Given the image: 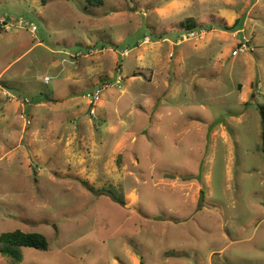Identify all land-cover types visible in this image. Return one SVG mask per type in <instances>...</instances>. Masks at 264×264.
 Here are the masks:
<instances>
[{
	"label": "rangeland",
	"instance_id": "obj_1",
	"mask_svg": "<svg viewBox=\"0 0 264 264\" xmlns=\"http://www.w3.org/2000/svg\"><path fill=\"white\" fill-rule=\"evenodd\" d=\"M263 103L264 0H0V234L49 242L19 264H264Z\"/></svg>",
	"mask_w": 264,
	"mask_h": 264
},
{
	"label": "trees",
	"instance_id": "obj_2",
	"mask_svg": "<svg viewBox=\"0 0 264 264\" xmlns=\"http://www.w3.org/2000/svg\"><path fill=\"white\" fill-rule=\"evenodd\" d=\"M48 0H41V4L44 6ZM71 1V0H66ZM86 4L92 7H101L104 4V0H85ZM186 31H192L196 28V25L191 19H187L184 23ZM239 27V22L234 23L231 27H221L220 29L226 32H234ZM253 96V95H252ZM47 99V98H46ZM257 111L260 117L261 131L260 149L264 153V103L258 105ZM123 205V201L119 202ZM30 248L37 251H49L50 245L44 235L32 232L27 233L20 230H14L0 234V256L9 258L12 264H19L22 257L21 254L15 251V248Z\"/></svg>",
	"mask_w": 264,
	"mask_h": 264
},
{
	"label": "built area",
	"instance_id": "obj_3",
	"mask_svg": "<svg viewBox=\"0 0 264 264\" xmlns=\"http://www.w3.org/2000/svg\"><path fill=\"white\" fill-rule=\"evenodd\" d=\"M235 36L238 37V41H237V44L235 45V48L231 51L232 57H236L239 55V53L247 51V50L252 51V48H250V45H249L250 44L249 39L246 36L240 35V32L237 33ZM194 37H195V33L193 32L183 35V39H186V40L194 39ZM46 82H48V79H46ZM84 98L88 100L89 102V105H88V109H90L89 112L91 113V115H94L95 104L100 100V90L96 89L93 91H89L85 93Z\"/></svg>",
	"mask_w": 264,
	"mask_h": 264
},
{
	"label": "clouds",
	"instance_id": "obj_4",
	"mask_svg": "<svg viewBox=\"0 0 264 264\" xmlns=\"http://www.w3.org/2000/svg\"><path fill=\"white\" fill-rule=\"evenodd\" d=\"M172 7H180V5H171ZM153 13L158 17V18H162L163 16V13H162V10L160 8H155L153 9Z\"/></svg>",
	"mask_w": 264,
	"mask_h": 264
},
{
	"label": "crops",
	"instance_id": "obj_5",
	"mask_svg": "<svg viewBox=\"0 0 264 264\" xmlns=\"http://www.w3.org/2000/svg\"><path fill=\"white\" fill-rule=\"evenodd\" d=\"M210 136H213V132L210 133Z\"/></svg>",
	"mask_w": 264,
	"mask_h": 264
}]
</instances>
